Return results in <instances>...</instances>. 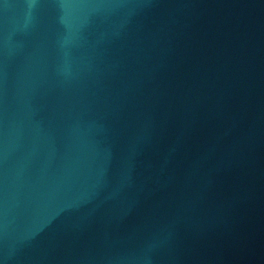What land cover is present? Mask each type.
<instances>
[{
	"label": "water",
	"instance_id": "water-1",
	"mask_svg": "<svg viewBox=\"0 0 264 264\" xmlns=\"http://www.w3.org/2000/svg\"><path fill=\"white\" fill-rule=\"evenodd\" d=\"M0 264H264V0H0Z\"/></svg>",
	"mask_w": 264,
	"mask_h": 264
}]
</instances>
